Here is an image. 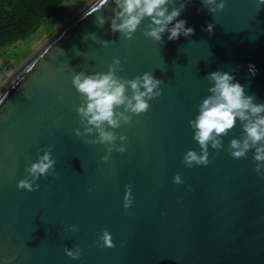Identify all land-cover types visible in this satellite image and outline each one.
<instances>
[{"label": "water", "instance_id": "water-1", "mask_svg": "<svg viewBox=\"0 0 264 264\" xmlns=\"http://www.w3.org/2000/svg\"><path fill=\"white\" fill-rule=\"evenodd\" d=\"M112 8L111 0L90 2L0 91V258L15 256L12 264H264V177L254 171L252 151L238 159L228 151V141L242 135L240 124L223 137L222 149L209 145L208 165L188 168L181 159L190 148L199 151L188 121L209 94L206 73L234 69L245 92L264 102V7L226 0L222 11L208 14L201 0H190L179 18L194 33L174 41L165 33L160 42L143 34L148 18L130 39L112 33ZM97 16L108 19L99 25ZM208 23L211 35L202 30ZM113 57L121 59L119 76L151 72L162 93L114 130L126 136V151L114 149L103 161L106 145L89 142L95 133L73 132L82 126L71 79L79 71H107ZM49 145L56 175L39 178L36 190L18 188L37 150ZM177 173L184 183H173ZM129 183L132 215L123 208ZM103 229L113 247L98 246ZM77 245L81 256L68 257L65 247Z\"/></svg>", "mask_w": 264, "mask_h": 264}, {"label": "clouds", "instance_id": "clouds-1", "mask_svg": "<svg viewBox=\"0 0 264 264\" xmlns=\"http://www.w3.org/2000/svg\"><path fill=\"white\" fill-rule=\"evenodd\" d=\"M102 3L107 0H101ZM190 0H111L113 4L110 18V30L119 32L124 38L130 39L137 31L141 22L148 18L149 22L143 30L145 37L160 42L167 34V40L174 41L181 36L190 37L194 33L192 26H186L187 21L179 18L186 4ZM208 14L222 11L226 0H201ZM257 9L264 7V0H256ZM200 11V9H197ZM108 18L97 16L96 22L103 25ZM213 23H208L203 31L209 35L213 32ZM88 37L106 46L109 41L101 40L95 33ZM122 70L121 59L113 57L107 65V71L85 73L76 72L71 79L72 86L79 94L80 103L76 108L79 124L82 127L73 129L76 136L95 133L90 143L106 145V154L101 160L107 161L109 154L115 149L125 152L123 143L126 136L118 134L115 129L122 124H129L133 115L145 113L149 108V101L159 97L162 81L151 72L145 71L133 78L119 76ZM234 69L226 71L216 70L206 73L205 78L210 82L209 94L202 98L197 105V113L188 121L192 129V138L197 142L199 151L188 149L182 156V163L192 168L194 165L206 166L209 161V145L214 150L223 148V137L240 124L242 135L228 141V151L233 158H241L252 151L254 171L264 177V102H256V97L245 92L244 85L236 80ZM248 72L255 76L257 68L249 63ZM119 139L121 143L117 144ZM55 159L52 157L51 146L43 151L37 150V158L25 168L28 173L17 181V187L29 191L39 188L36 181L41 177L55 176ZM15 169L12 170L14 175ZM174 184H182L184 180L177 173L173 176ZM91 191V189H90ZM132 185L126 184L123 195V208L126 212L133 205ZM163 215V213H161ZM128 215H132L128 212ZM69 231H77V225H69ZM99 247H113L111 233L103 229L98 236ZM66 255L78 259L82 249L65 247ZM15 256L0 258V264H12Z\"/></svg>", "mask_w": 264, "mask_h": 264}, {"label": "trees", "instance_id": "trees-1", "mask_svg": "<svg viewBox=\"0 0 264 264\" xmlns=\"http://www.w3.org/2000/svg\"><path fill=\"white\" fill-rule=\"evenodd\" d=\"M67 0H0V48L26 40L40 26L49 31L67 13Z\"/></svg>", "mask_w": 264, "mask_h": 264}, {"label": "rangeland", "instance_id": "rangeland-1", "mask_svg": "<svg viewBox=\"0 0 264 264\" xmlns=\"http://www.w3.org/2000/svg\"><path fill=\"white\" fill-rule=\"evenodd\" d=\"M93 0H67L64 5L67 13L51 30L40 26L24 41L0 48V91L8 83L11 76L20 69L26 61L34 56L47 41L68 21L80 13Z\"/></svg>", "mask_w": 264, "mask_h": 264}]
</instances>
